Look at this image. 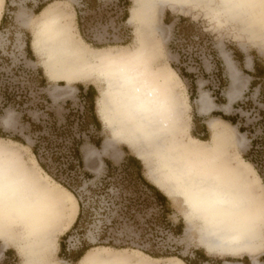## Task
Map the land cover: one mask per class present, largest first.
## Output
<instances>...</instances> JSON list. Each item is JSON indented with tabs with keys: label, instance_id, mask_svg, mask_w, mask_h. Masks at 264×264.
Masks as SVG:
<instances>
[{
	"label": "rangeland",
	"instance_id": "1",
	"mask_svg": "<svg viewBox=\"0 0 264 264\" xmlns=\"http://www.w3.org/2000/svg\"><path fill=\"white\" fill-rule=\"evenodd\" d=\"M2 1L0 20L3 15L6 19L0 28V135H4L1 138H20V144L26 147L22 149L23 157L26 160L33 158L42 173L74 195L76 218L81 213L80 205L83 206L82 217L76 226H73L75 218L66 230L51 234L55 244L47 246L46 257L39 264H79L81 257L77 262L74 258L81 249L99 250L103 247L118 249L129 255L146 254L172 264L176 263L175 258L192 264H223L224 261L252 264V257L258 264H264V230L260 220V248L252 257L247 253L235 256L207 253L198 231L205 219L200 213H194V206L184 194L168 197L149 178L148 165L156 168L173 189L181 190V182L172 171L159 169L157 162L151 158H140L139 151L148 152L143 144L127 148L123 140L118 141L115 147L119 156L114 157L111 149L100 159L84 161V148L101 150L111 132L98 115V101L94 103L93 99V104L87 101L79 86L88 87L92 83L100 97L104 81H73L66 85L60 80L48 79L42 58L31 48L33 32L39 25L41 10L51 3L72 18L75 36L88 46L114 50L121 46L132 47L133 25L127 22L132 0L125 3L124 0H88L86 7L82 6L83 0ZM191 6L186 11L167 7L169 12L164 15L165 7L158 20L162 31L159 36L160 62H167L179 79L177 90L188 104L187 133L209 138L207 121L219 119L244 138L243 145L238 149L241 160L255 169V164L245 159H256L259 167L263 165L261 170L264 173V144L260 143V139L264 141V54L261 52L264 41L259 28L254 29L255 39L238 20L218 25L205 8ZM123 12H127L126 18L122 17ZM181 16L188 17L195 24L192 28L187 27L185 35L174 32L175 23ZM27 37L30 39L31 54L26 51ZM222 52L233 60L240 71V81L245 83V86L239 83L242 93L227 109L223 106L227 104L230 79ZM247 55L258 64L256 76L253 67L243 68ZM192 81L196 84V94L190 100ZM252 81L254 84L250 85ZM201 90L207 92L215 104V108L207 114L197 111L196 99ZM81 105L84 107L83 118L79 114ZM6 115L8 125L2 122ZM223 117L233 119L234 124ZM202 126L208 131H202ZM239 127L246 130L240 131ZM251 140H256V143L250 154L247 152ZM127 155L136 158L129 159L127 163ZM257 176L256 180L253 176L254 188L257 204L262 209L264 186L258 173ZM140 177L149 184L152 182L163 193L164 200L159 202ZM188 218L192 221L190 225L187 224ZM8 228L15 232L14 242L9 241L6 247L12 252L4 260L0 240V264H24L26 252L25 239L22 238L25 225L14 219L9 221ZM60 241L64 247L62 251ZM50 242L51 239L45 243L48 245ZM202 253L209 258L208 261H202Z\"/></svg>",
	"mask_w": 264,
	"mask_h": 264
},
{
	"label": "bare ground",
	"instance_id": "2",
	"mask_svg": "<svg viewBox=\"0 0 264 264\" xmlns=\"http://www.w3.org/2000/svg\"><path fill=\"white\" fill-rule=\"evenodd\" d=\"M132 3L127 17V22L133 25L132 47L114 50L88 46L75 36L72 18L51 3L41 10L39 25L33 32L31 48L42 58L48 79L66 85L73 81H104L97 112L111 135L106 137L101 150L85 147L84 161L100 159L111 149L114 157L119 156L115 147L118 141L123 140L130 148L143 144L148 152L139 151L140 158H151L159 169L172 171L181 182V190L175 187L174 190L156 168L148 165L149 178L168 197L184 194L194 206V213L205 219L198 231L206 252L227 256L247 253L252 257L260 248L258 222L262 209L254 188L253 176L258 179L257 173L238 154L244 138L214 118L207 121L210 135L206 140L187 133L188 104L177 90L179 79L167 62H160L162 31L158 20L165 7L186 11L191 5L200 6L216 24L238 20L256 39L254 29L258 27L252 25L251 19L258 10L246 6L244 0H132ZM2 5L0 0V11ZM222 57L230 79L227 104L223 106L227 109L242 93L239 83L242 86L245 83L240 81V71L229 55L222 52ZM250 66L247 55L245 67ZM196 103L201 114L215 108L204 90L199 92ZM2 122L8 125V115ZM24 147L0 137L1 250L7 247V239L14 240L15 232L8 228L9 221L18 219L25 225L24 264H39L46 257L47 246L55 244L51 234L66 230L73 223L76 200L68 189L42 173L33 158L23 157ZM190 223L188 218L187 224ZM49 239L51 244L47 245ZM175 259V264H186ZM79 264L172 263L103 247L85 250ZM252 264H258L253 257Z\"/></svg>",
	"mask_w": 264,
	"mask_h": 264
},
{
	"label": "trees",
	"instance_id": "3",
	"mask_svg": "<svg viewBox=\"0 0 264 264\" xmlns=\"http://www.w3.org/2000/svg\"><path fill=\"white\" fill-rule=\"evenodd\" d=\"M125 2H127V1L124 0L123 3H125ZM126 16H127V12L126 13L123 12V16L122 17L123 18H126ZM79 18H80V15H79ZM5 19H6V15H3L2 18H1V20H0V28L4 24ZM193 24L194 23L191 21V19H189L188 17L181 16V17L178 18V21L175 23V26H174V28H175L174 30L175 31L174 32L176 34L178 33V34H181V35H185L184 32H185L186 29H188L187 27L188 26H191V28H192L195 25V24L194 25ZM25 46H26V51L31 54L30 39L28 37L25 40ZM239 58H241V60H242V56L241 55L239 56ZM253 68H254V76H256L257 73L259 72V70H258V64L255 61L253 62ZM219 84H220V81H219ZM252 84H254L253 81L250 83V85H252ZM79 90H80L81 93L84 94V97L86 98V100L87 101H90L93 104V99L95 101V96H96V92H95L93 86L90 85V86H88L86 88V91H83V86L81 85V86H79ZM195 94H196V84H195L194 81H192V83H191V91H190V100L194 98ZM1 113H2V109L0 108V114ZM223 119L226 120V121H228V122H230L231 124H234V120L233 119L226 118V117H223ZM201 128H202L201 129L202 131L203 130H207L208 131L207 127H205V126H202ZM239 130L240 131H244L246 129L244 127H239ZM3 136L4 135H0V137H3ZM193 136L199 138L200 140H206L208 138V136L200 137L198 135H195L194 133H193ZM12 140L13 141L20 142V143L22 142L21 139L20 138H17V137H13ZM262 140H264V139H262ZM255 143H256V140H251V146H250V148H249V150H248L247 153H250V154L253 153L254 148H255ZM260 143H263L264 144V141L261 142V139H260ZM32 151L35 152V148H32ZM75 154H77V151H76ZM127 156H128V157H126V162L127 163H129V159L136 158L133 155H127ZM76 157H77V155H76ZM132 160H134V159H132ZM245 160L248 161L249 163L255 164V169H256L259 177L261 178L262 184L264 186V173L261 170V166H263V165H260V167H259V165H257L258 163H257V160L256 159H248L246 157ZM77 162L79 163V160L78 159H77ZM130 163L133 164L134 162L133 161H130ZM140 179H141V177H140ZM141 180H142V182H144V184L146 186H148V189H150L153 192V194L155 195L156 199L159 202H161V200H164L165 196L163 195V193L161 191H159L154 185H151V184L147 183V181H145L144 178H142ZM80 208H81V210H80L81 213L78 214V216H77V218H76L73 226H76L77 223H78V221H79V219H81V217H82V213H83V206H82V204L80 205ZM181 224L182 223H180V226L179 227H181ZM59 245H60V251L64 250V247L62 246L61 241L59 242ZM86 249L87 248H83L79 252H77V254H76L75 258H74V261L75 262H77L79 260V258L82 256V254L85 252ZM10 250L11 249H7L4 252V256H5V259L4 260H6L9 257L8 255L10 254V252H12ZM197 253H198V251L196 252V254ZM202 255H203V258H202L203 260L202 261H208L209 260V258L204 253H202ZM197 256H201V255L198 254ZM184 262L186 264H192V263H190L188 261H184Z\"/></svg>",
	"mask_w": 264,
	"mask_h": 264
},
{
	"label": "snow or ice",
	"instance_id": "4",
	"mask_svg": "<svg viewBox=\"0 0 264 264\" xmlns=\"http://www.w3.org/2000/svg\"><path fill=\"white\" fill-rule=\"evenodd\" d=\"M246 6L258 10L252 17L251 23L253 26L258 27L261 39L264 41V0H244ZM261 52L264 54V44H262ZM262 211L260 216V226L264 230V201H262Z\"/></svg>",
	"mask_w": 264,
	"mask_h": 264
},
{
	"label": "crops",
	"instance_id": "5",
	"mask_svg": "<svg viewBox=\"0 0 264 264\" xmlns=\"http://www.w3.org/2000/svg\"><path fill=\"white\" fill-rule=\"evenodd\" d=\"M167 8V7H166ZM164 10V9H163ZM166 12H169L168 11V8L167 9H165V11H164V15H165V13ZM246 61V60H245ZM245 61H243V68L245 69L246 67H245ZM251 67H253V61H252V59H251V66H250V68ZM89 84H91V86H93V88H94V90H95V92H96V96H95V103L97 102V100L99 99V95H98V91H97V89H96V87H94V85H92V83H89ZM86 88H87V86H83V91H86ZM196 115H197V113H196ZM97 116V115H96ZM15 142H17V141H15ZM17 143H20V142H17ZM104 143V142H103ZM126 147H127V145L125 144V143H123ZM128 148V147H127ZM134 156V155H133ZM150 181V180H149ZM151 184L152 185H154L152 182H151ZM155 186V185H154ZM156 187V186H155ZM157 188V187H156ZM158 189V188H157ZM159 190V189H158ZM160 191V190H159ZM77 210H78V205H77ZM77 215V214H76ZM75 218H76V216H75ZM75 220V219H74ZM0 240H1V237H0ZM8 241V243H9V239H7ZM10 242H14V240L13 241H10ZM7 250V248L6 249H4V251H3V253L5 252Z\"/></svg>",
	"mask_w": 264,
	"mask_h": 264
},
{
	"label": "built area",
	"instance_id": "6",
	"mask_svg": "<svg viewBox=\"0 0 264 264\" xmlns=\"http://www.w3.org/2000/svg\"><path fill=\"white\" fill-rule=\"evenodd\" d=\"M83 1H84V3L82 4V6L86 7L88 4V2H87L88 0H83ZM79 14H81V13L79 12ZM82 103L84 104V101ZM83 109H84V107H83V105H81L80 109H79V114L81 115V118H83Z\"/></svg>",
	"mask_w": 264,
	"mask_h": 264
}]
</instances>
